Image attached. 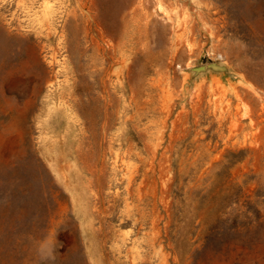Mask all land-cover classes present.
<instances>
[{
	"label": "rangeland",
	"instance_id": "1",
	"mask_svg": "<svg viewBox=\"0 0 264 264\" xmlns=\"http://www.w3.org/2000/svg\"><path fill=\"white\" fill-rule=\"evenodd\" d=\"M0 264H264V0H0Z\"/></svg>",
	"mask_w": 264,
	"mask_h": 264
},
{
	"label": "water",
	"instance_id": "2",
	"mask_svg": "<svg viewBox=\"0 0 264 264\" xmlns=\"http://www.w3.org/2000/svg\"><path fill=\"white\" fill-rule=\"evenodd\" d=\"M190 71L194 72L197 78L212 72L232 74L231 68L227 65L225 61H217V62H212L209 64L193 67L190 69Z\"/></svg>",
	"mask_w": 264,
	"mask_h": 264
}]
</instances>
